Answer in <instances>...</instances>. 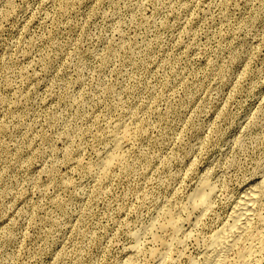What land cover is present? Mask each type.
Wrapping results in <instances>:
<instances>
[{
	"label": "rangeland",
	"instance_id": "1",
	"mask_svg": "<svg viewBox=\"0 0 264 264\" xmlns=\"http://www.w3.org/2000/svg\"><path fill=\"white\" fill-rule=\"evenodd\" d=\"M247 188L264 217V0H0V264H198Z\"/></svg>",
	"mask_w": 264,
	"mask_h": 264
},
{
	"label": "bare ground",
	"instance_id": "2",
	"mask_svg": "<svg viewBox=\"0 0 264 264\" xmlns=\"http://www.w3.org/2000/svg\"><path fill=\"white\" fill-rule=\"evenodd\" d=\"M111 133L113 135L109 144L105 149L103 148L104 151L95 168L97 172L103 173L104 177L112 167L122 166L126 162L124 161V152L133 132L130 128H116ZM258 193L257 190L247 188L232 204L226 220L204 240L198 264H260L256 256L259 253H264V240L257 231L264 230V217L258 211ZM213 194L214 190L208 179L201 177L197 181L193 193L186 199L184 207L178 210L172 209V211L167 209L164 212L162 220L156 226L158 234L151 233L149 231L151 228L148 230V235L150 234L153 243L164 249L171 244L169 241L176 240L178 236L189 237L191 234L182 230L179 214L187 209L197 212V218L193 220L197 222L196 220L201 218L200 216L203 217L210 210ZM134 240L138 241V238L136 237ZM135 250L139 251L137 244L131 252H135Z\"/></svg>",
	"mask_w": 264,
	"mask_h": 264
}]
</instances>
